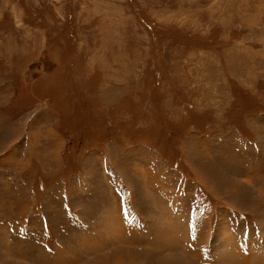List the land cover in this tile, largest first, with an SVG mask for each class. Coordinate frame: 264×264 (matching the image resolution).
Masks as SVG:
<instances>
[{"label": "rangeland", "instance_id": "obj_1", "mask_svg": "<svg viewBox=\"0 0 264 264\" xmlns=\"http://www.w3.org/2000/svg\"><path fill=\"white\" fill-rule=\"evenodd\" d=\"M0 264H264V0H0Z\"/></svg>", "mask_w": 264, "mask_h": 264}]
</instances>
